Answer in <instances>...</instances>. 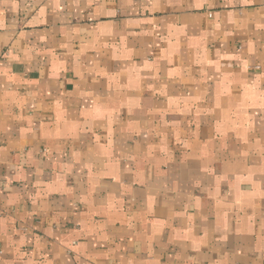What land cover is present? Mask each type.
I'll return each mask as SVG.
<instances>
[{
    "label": "crops",
    "instance_id": "obj_1",
    "mask_svg": "<svg viewBox=\"0 0 264 264\" xmlns=\"http://www.w3.org/2000/svg\"><path fill=\"white\" fill-rule=\"evenodd\" d=\"M0 264H264V0H0Z\"/></svg>",
    "mask_w": 264,
    "mask_h": 264
}]
</instances>
